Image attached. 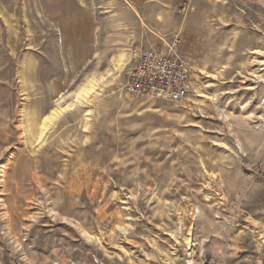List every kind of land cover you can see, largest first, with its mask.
Listing matches in <instances>:
<instances>
[{
	"label": "rangeland",
	"instance_id": "rangeland-1",
	"mask_svg": "<svg viewBox=\"0 0 264 264\" xmlns=\"http://www.w3.org/2000/svg\"><path fill=\"white\" fill-rule=\"evenodd\" d=\"M173 43L184 102L127 94ZM255 51L264 0H0V264H264Z\"/></svg>",
	"mask_w": 264,
	"mask_h": 264
},
{
	"label": "built area",
	"instance_id": "built-area-1",
	"mask_svg": "<svg viewBox=\"0 0 264 264\" xmlns=\"http://www.w3.org/2000/svg\"><path fill=\"white\" fill-rule=\"evenodd\" d=\"M178 43L166 48H145L126 74L124 90L137 98L183 103L191 87L189 64Z\"/></svg>",
	"mask_w": 264,
	"mask_h": 264
},
{
	"label": "bare ground",
	"instance_id": "bare-ground-1",
	"mask_svg": "<svg viewBox=\"0 0 264 264\" xmlns=\"http://www.w3.org/2000/svg\"><path fill=\"white\" fill-rule=\"evenodd\" d=\"M80 1L84 5L85 0H80ZM260 54H261V57H262V55H264V53H262L261 51L253 52V55H257L258 56ZM257 56L255 58L254 64L258 63L260 65L259 73H261V74L256 75L258 88L255 90V93L253 94V100L255 102H259V104H258L259 106L257 105L258 107L256 109L254 107H250L248 109L242 108L241 114H242L244 122H246L248 124L249 123H255L256 125H261V126L264 127V118L258 112V110H261V113H264V60H259V58ZM128 58H129V53L127 51H125V50L122 51L115 58V61H114L115 62V67L118 70L123 69V67L127 66V64H128V63L126 64V61L128 60ZM255 65H257V64H255ZM93 82H94L93 80L88 82V84L86 86H84V88L79 92V94H78V99L79 100L80 99H84V98H86L87 96H89L91 94V92L93 91V89L95 87ZM213 100L218 101V97H216V98L214 97ZM71 107L72 106L69 105L68 107H66L64 109L61 108V109H56V110L51 111V114L46 116V118L44 120H42L40 123L35 125L36 132L34 131V129H33V127H32L30 122H28L30 124L27 125V127L24 126V130H26L28 128L29 129L28 131L32 135V137L36 138L37 140H40L45 135L46 131L48 130V128L50 126V124L56 118H58L62 113H64L66 110L70 109ZM27 115H29V114H27ZM27 117H29V116H27ZM240 146H241V144H240ZM241 150H243L242 146H241ZM82 232H83V234L86 237H88L90 239L89 235L84 230ZM17 246H18V244L16 245V247Z\"/></svg>",
	"mask_w": 264,
	"mask_h": 264
}]
</instances>
